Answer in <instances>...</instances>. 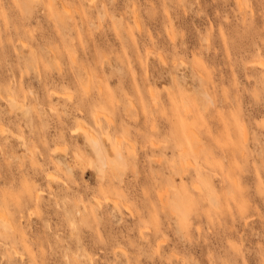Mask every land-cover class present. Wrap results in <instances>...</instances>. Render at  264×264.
Segmentation results:
<instances>
[{"label":"rangeland","instance_id":"obj_1","mask_svg":"<svg viewBox=\"0 0 264 264\" xmlns=\"http://www.w3.org/2000/svg\"><path fill=\"white\" fill-rule=\"evenodd\" d=\"M0 264H264V0H0Z\"/></svg>","mask_w":264,"mask_h":264},{"label":"bare ground","instance_id":"obj_2","mask_svg":"<svg viewBox=\"0 0 264 264\" xmlns=\"http://www.w3.org/2000/svg\"><path fill=\"white\" fill-rule=\"evenodd\" d=\"M151 92V91H150ZM153 95V94H152ZM186 99V98H185ZM184 100V99H183ZM187 100H185V104H184V107H188V102H186ZM191 107V106H190ZM189 107V108H190ZM190 112V111H189ZM188 113V112H187ZM185 114V113H184ZM187 115V114H186ZM100 116H101V114H100ZM96 119V118H95ZM97 122L99 123L100 121H99V118L97 119ZM88 127V126H87ZM81 129V128H80ZM82 130V129H81ZM109 133V132H108ZM245 134H246V132H245ZM85 135H86V137H87V139H88V141H89V143H90V145H91V147H92V149H93V151H94V153L96 154V156L99 158V160H100V162L102 163V167L104 168L105 166H107L108 165V163H109V155H108V153L106 152V150H105V148H104V146H103V143H102V138L97 134V133H95V131H93L92 129H86L85 130ZM109 141H111L112 142V144H113V148H114V151H115V155H116V157L119 159V160H121V161H125V156H124V153H123V151H122V148H121V143H120V141L118 140H113V137H112V135L110 136L109 135V137L107 138ZM190 139H188V145H190V147H191V144H190ZM187 147V146H186ZM188 148V147H187ZM192 148V147H191ZM190 148V149H191ZM185 151V150H184ZM187 151H189V150H187ZM186 152V151H185ZM189 153V152H188ZM190 158V157H189ZM188 159V158H187ZM192 162H193V159H192ZM192 162H190V159H188L187 161L185 160L183 163L181 162V164L180 165H182L181 167L183 168H188L189 169V167H190V164H192ZM194 164H195V162H193ZM194 164H192V165H194ZM196 165V164H195ZM192 167H194V166H192ZM181 168V169H182ZM184 171H187V169L185 170L184 169ZM198 187V186H197ZM161 196H163L164 197V195H162L161 194ZM162 198V197H161ZM163 200V199H162ZM164 201V200H163Z\"/></svg>","mask_w":264,"mask_h":264}]
</instances>
